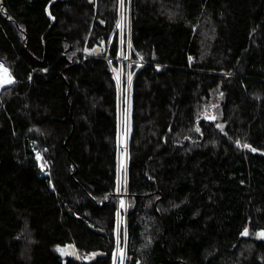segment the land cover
Here are the masks:
<instances>
[{
  "label": "trees",
  "instance_id": "obj_1",
  "mask_svg": "<svg viewBox=\"0 0 264 264\" xmlns=\"http://www.w3.org/2000/svg\"><path fill=\"white\" fill-rule=\"evenodd\" d=\"M124 1L0 0V264H264V0Z\"/></svg>",
  "mask_w": 264,
  "mask_h": 264
},
{
  "label": "built area",
  "instance_id": "obj_2",
  "mask_svg": "<svg viewBox=\"0 0 264 264\" xmlns=\"http://www.w3.org/2000/svg\"><path fill=\"white\" fill-rule=\"evenodd\" d=\"M121 3H122L121 5L123 6V9H122V6H121V9H120V13H121V17H122V13L124 12V0H121ZM128 22H129V28H126V30H124V31H123V26L116 27V30H119V32H120V37H121V35L123 36V41H124L123 44H121V42H120V53H119L120 57L118 59L119 60L118 62L120 64V66H119L118 70L116 69L114 71V74H115V77H116L117 81H118V79H117V71L122 73L124 66H126V68H128V70H129L130 69L129 67H130V65L133 62L132 59H131V54L133 53L132 51H134V48H133V45H132V40H131V23H130V20H128ZM118 24L120 25V21L118 22ZM126 32L128 33V37L124 39V37H126L125 36ZM111 40H112V38H111ZM111 42L112 41H110L108 43V46L106 48V52L110 48ZM84 54H85L86 58H90L92 56V54L89 53V52H84ZM125 56L128 57V58L126 59ZM105 59H109V58L106 56ZM137 64H139L141 66H145V63H144L143 60H139ZM131 82H132V79H131ZM129 91H130V89H129ZM129 91H128V95H129ZM37 160H38L39 168L42 170L41 175L44 176V177H48L49 176V172L45 170V167H44V165L42 163V157L39 154H37ZM127 163H128V159H127ZM125 167H126V173H127V164H125ZM119 174L122 177V171L121 170H120ZM119 185L121 187V180L119 182ZM121 201L122 200L120 199L119 200V204H118V213H119V215H118V226H117L118 233L120 232V228H121L120 227V220H121V216L120 215H121L123 210H125L124 211L125 214H124L123 225H124L125 228L127 227V223H126L127 222V217H126V215H127V197H126V201H123V204L125 202L126 208H121L120 207ZM118 248H120L119 247V243H118V246H117V250H118ZM122 249L124 250L123 251L124 252V260H122L121 263H120V261H118V254H117V250H116V254L117 255H116V259H115V264H125V258H126V236H125V245H124V247Z\"/></svg>",
  "mask_w": 264,
  "mask_h": 264
},
{
  "label": "rangeland",
  "instance_id": "obj_3",
  "mask_svg": "<svg viewBox=\"0 0 264 264\" xmlns=\"http://www.w3.org/2000/svg\"><path fill=\"white\" fill-rule=\"evenodd\" d=\"M124 4H125V1H124ZM122 9H123V6H122ZM120 26H123V31L126 30V28H129V22L126 23L124 12L122 13V17H121V13H120ZM124 39H125V37H124ZM86 51L87 50H85V52ZM124 76H125L124 71L122 73H120L119 71H117V78L119 77L118 84H119L120 90H122L123 82L126 79V81H127V83H126L127 84V92H128L129 89H130V87H131V83H129V73L127 72L126 78ZM7 79H9V72H8L7 78L4 79V80H7ZM0 81H3V80H0ZM6 84H8V83H0V85H6ZM123 139H124L123 142H122V144H123V147H122L123 153L121 154V164H122V168L125 166V164H127V159H128V156H127V151H128V149H127L128 148V132L127 131H126V134L124 135ZM120 199L126 201V196H123ZM120 207L121 208H126V205H123V206L120 205ZM117 232H118V228H117ZM123 251L124 250L122 248H118V250H117L118 261H120V263L122 262V260H124V252ZM117 254L115 253V259H116V255Z\"/></svg>",
  "mask_w": 264,
  "mask_h": 264
},
{
  "label": "snow or ice",
  "instance_id": "obj_4",
  "mask_svg": "<svg viewBox=\"0 0 264 264\" xmlns=\"http://www.w3.org/2000/svg\"><path fill=\"white\" fill-rule=\"evenodd\" d=\"M117 27H120V25L118 24ZM120 42H121V44H123V42H124L122 35L120 37ZM125 58H127V57H125ZM0 71L6 72L7 70L6 69H3L2 65H0ZM117 79H119V77ZM12 82L13 81L10 78L7 79V80L0 81V83H9V84L12 83ZM129 83H131V76H129ZM244 147H251V146L250 145H244ZM252 150L255 151V149H252ZM119 187H120V185H119V181H118V183H117V191H119ZM121 206H123V201H121ZM117 215H119V213H117ZM242 234L243 235H248V230L245 229ZM261 235L264 236V233H261Z\"/></svg>",
  "mask_w": 264,
  "mask_h": 264
},
{
  "label": "bare ground",
  "instance_id": "obj_5",
  "mask_svg": "<svg viewBox=\"0 0 264 264\" xmlns=\"http://www.w3.org/2000/svg\"><path fill=\"white\" fill-rule=\"evenodd\" d=\"M0 65H2L0 63ZM3 69H5V67L2 65ZM7 75H8V71L4 72V71H0V80H4L7 78Z\"/></svg>",
  "mask_w": 264,
  "mask_h": 264
},
{
  "label": "water",
  "instance_id": "obj_6",
  "mask_svg": "<svg viewBox=\"0 0 264 264\" xmlns=\"http://www.w3.org/2000/svg\"><path fill=\"white\" fill-rule=\"evenodd\" d=\"M97 23L102 24L104 27H106V22L102 21V20H98ZM98 54H101L100 52H98ZM7 70V69H6ZM8 71V70H7ZM9 72V71H8ZM245 238H247V235H243ZM78 259V258H77Z\"/></svg>",
  "mask_w": 264,
  "mask_h": 264
}]
</instances>
